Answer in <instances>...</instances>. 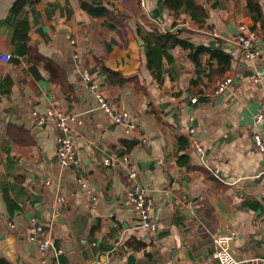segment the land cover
<instances>
[{
  "label": "crops",
  "instance_id": "crops-1",
  "mask_svg": "<svg viewBox=\"0 0 264 264\" xmlns=\"http://www.w3.org/2000/svg\"><path fill=\"white\" fill-rule=\"evenodd\" d=\"M80 1L0 0V51L11 56L0 60V264H219L212 240L224 231L235 234L236 260H264V152L250 139L257 132L264 142V121L253 124L264 96V0L252 10L247 0H188L176 12L161 0H85L108 12L99 17ZM240 26L257 36L254 58L235 43ZM157 34L207 52L194 61L177 45L150 68ZM213 52L229 60L220 77L224 65ZM85 69L135 128L96 109ZM226 76L231 88L214 97ZM52 110L81 122L72 130L74 166L58 164L57 131L37 126L32 114ZM189 128L227 184L189 147ZM123 155L153 201L154 234L126 197ZM34 218L50 237L45 252L28 241Z\"/></svg>",
  "mask_w": 264,
  "mask_h": 264
},
{
  "label": "built area",
  "instance_id": "built-area-1",
  "mask_svg": "<svg viewBox=\"0 0 264 264\" xmlns=\"http://www.w3.org/2000/svg\"><path fill=\"white\" fill-rule=\"evenodd\" d=\"M257 36L254 32H249L244 26L239 27L238 35L236 37L235 43L238 48L244 53L248 58H254L257 52L254 50L255 41ZM11 56L8 54H3L0 51V60L8 62ZM82 79L85 83L89 84V89L94 93L96 99V109L99 112L104 113L106 116L110 117L113 122L117 125H121L125 130H130L135 128V124L131 119L130 115L126 110L116 108L112 103H110L97 89V85L91 81V74L88 70L82 71ZM254 82H259V77L254 78ZM233 84L232 77L226 76L221 78L215 84L212 95L214 97L220 96L228 89L231 88ZM33 116L36 119L37 126H43L46 123H51L55 130L56 135V158L58 164L63 168H68L74 166L78 163L76 147L74 143V138L72 134L73 128L81 124L77 116L72 114H65L58 110L49 111L45 116H40L33 112ZM264 121V96L259 104L258 111L253 117L254 126L259 125ZM254 148L260 152H264V142L257 132H253L250 136ZM188 140L189 147L194 151L200 163L205 166L207 165L202 159V146L198 139L195 137L194 129H188ZM104 166H110V160H104ZM118 166H120L125 172L126 181V197L133 208L139 224L150 234H154L158 228L157 224L151 217V212L153 210V201L151 197L146 193V190L138 183V174L136 167L131 162L128 155L121 156L117 161ZM214 178L218 181L227 184V181L219 176L217 170L208 168ZM82 190L87 194L90 199H93L90 195V191L87 185L81 182ZM28 241L37 245L41 252H45L50 247V237L44 233L41 224L34 218L30 222L28 228ZM235 234L231 231H224L217 234V236L212 240L211 255L219 264H264V260L261 259H251L248 261L236 260L231 251V242Z\"/></svg>",
  "mask_w": 264,
  "mask_h": 264
},
{
  "label": "trees",
  "instance_id": "trees-1",
  "mask_svg": "<svg viewBox=\"0 0 264 264\" xmlns=\"http://www.w3.org/2000/svg\"><path fill=\"white\" fill-rule=\"evenodd\" d=\"M161 1L166 6H168L170 9H173L175 12L178 11L182 7L183 4H186V5L189 4L188 0H186V1H184V0H161ZM253 3H254V0H247V4H248V7L250 8V10L253 9ZM80 7L85 12H87L88 14H90L93 17H99L103 13H104V16L108 15L107 11H103V9L94 8L92 5L88 4L85 0L80 1ZM26 40H27L26 34L18 35L17 42H19V45H20V48L18 49V51H20V53H23L25 51ZM154 41H155L154 46L151 47L150 49H148V52L146 53V56L148 59V66L150 68H159V65H160L159 60L161 59V57L163 55L166 54L165 51L168 48H174L177 45L191 49V51L193 52L192 57H193L194 61L197 60L199 54L207 52V50H205L203 47L194 48L190 44L179 40L176 36L171 35V34H165V35L157 34L154 36ZM212 56H216L218 58L219 63L224 65V68H222L219 72H217V76L220 77L222 75L223 71L226 70V68L228 67L229 60L227 57H225L220 52L219 53L213 52ZM48 69L52 75L53 80L56 83L64 85L58 76L59 70L57 68L54 69L51 67H49ZM105 72L108 74V76L111 77L112 72H110L108 70H105Z\"/></svg>",
  "mask_w": 264,
  "mask_h": 264
}]
</instances>
